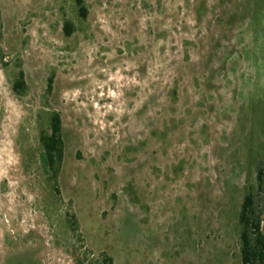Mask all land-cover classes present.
Instances as JSON below:
<instances>
[{
  "label": "rangeland",
  "instance_id": "374dc122",
  "mask_svg": "<svg viewBox=\"0 0 264 264\" xmlns=\"http://www.w3.org/2000/svg\"><path fill=\"white\" fill-rule=\"evenodd\" d=\"M84 5L0 0V264H242L248 194L264 218V0Z\"/></svg>",
  "mask_w": 264,
  "mask_h": 264
},
{
  "label": "trees",
  "instance_id": "16d2710c",
  "mask_svg": "<svg viewBox=\"0 0 264 264\" xmlns=\"http://www.w3.org/2000/svg\"><path fill=\"white\" fill-rule=\"evenodd\" d=\"M81 4V14L87 17L88 9L84 5V0H79ZM65 30L68 35H71L74 30V25L71 22L65 24ZM16 90L22 92V88L26 86L25 72L22 70L19 73L16 83ZM1 105V100H0ZM42 143L45 150L46 163L57 174V165L64 157V136L63 123L61 115L54 113L51 120V133L42 136ZM259 181L264 182V169L259 171ZM240 220L242 223V264H264V218L256 208L254 196L248 194L245 197ZM103 264H114L111 257L105 258Z\"/></svg>",
  "mask_w": 264,
  "mask_h": 264
}]
</instances>
